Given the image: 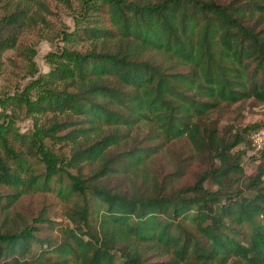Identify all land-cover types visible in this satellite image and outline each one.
<instances>
[{
    "label": "trees",
    "instance_id": "trees-1",
    "mask_svg": "<svg viewBox=\"0 0 264 264\" xmlns=\"http://www.w3.org/2000/svg\"><path fill=\"white\" fill-rule=\"evenodd\" d=\"M84 2L72 35L89 45L65 50L50 73L61 89L41 108L49 126L0 132V264H264V148L252 142L264 123L237 122L246 104L264 107V0ZM1 10L0 28L31 31L51 12L49 0H0ZM16 44L9 35L0 48ZM228 112L238 116L223 125ZM45 138L71 147L77 175ZM177 141L191 157L152 171ZM250 152L258 166L247 175ZM193 159L205 167L184 183ZM64 177L60 196L83 202L66 225L42 214L59 233L38 240L13 207Z\"/></svg>",
    "mask_w": 264,
    "mask_h": 264
},
{
    "label": "rangeland",
    "instance_id": "rangeland-1",
    "mask_svg": "<svg viewBox=\"0 0 264 264\" xmlns=\"http://www.w3.org/2000/svg\"><path fill=\"white\" fill-rule=\"evenodd\" d=\"M16 1V0H15ZM86 0H49L50 11L46 13V23H40L36 31H31L23 25L0 28V41L9 35L17 36L15 47L7 50L0 48V132L9 130V138L17 133L33 135L39 132L43 126L47 127L53 113L44 112L42 107L47 105V97H50L55 89H61L60 82L53 84L50 73L57 69L63 59L61 55L65 50L85 52L89 42H79L74 35L75 31L83 25L84 7ZM226 2L228 0H218ZM38 8L35 7L34 11ZM2 10L0 11V14ZM43 97L45 99H43ZM237 122L242 126L254 123H264V107L246 104ZM233 113H227L221 123H232ZM51 124V123H50ZM44 143L54 154L64 157L65 168L72 174H78V168L70 164L71 147L66 143H59L45 138ZM17 146V145H16ZM18 147V146H17ZM45 147V148H46ZM167 151L153 163V170L161 175L174 172V164L177 160L189 159L191 152L185 141H177L167 145ZM255 154L249 153L246 158L245 172L253 174L258 162L250 159ZM192 161V162H191ZM189 173L184 178V183H192L196 172L204 169L205 165L197 160H191ZM40 172L44 170V164H37ZM82 172L88 174L90 165H81ZM56 182V181H55ZM112 186H126L124 178L114 177L109 182ZM70 181L63 179V185L56 186V191L32 192L24 195L13 207V211L22 214L29 225L35 228V235L39 239L55 237L58 235V227L52 228L48 223L39 222L42 214H46L57 224H68L67 212L75 202H83V197L72 199L60 196L59 187L67 188ZM90 197V195H88ZM94 206L96 202L93 201ZM41 252V245L36 244L32 254Z\"/></svg>",
    "mask_w": 264,
    "mask_h": 264
},
{
    "label": "built area",
    "instance_id": "built-area-1",
    "mask_svg": "<svg viewBox=\"0 0 264 264\" xmlns=\"http://www.w3.org/2000/svg\"><path fill=\"white\" fill-rule=\"evenodd\" d=\"M253 146L256 150L264 148V127L253 135Z\"/></svg>",
    "mask_w": 264,
    "mask_h": 264
}]
</instances>
